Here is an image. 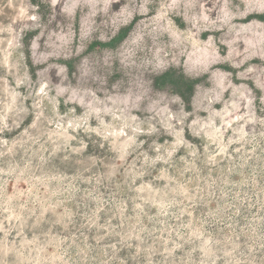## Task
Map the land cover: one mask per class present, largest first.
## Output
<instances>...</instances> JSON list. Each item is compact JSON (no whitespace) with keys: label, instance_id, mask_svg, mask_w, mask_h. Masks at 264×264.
<instances>
[{"label":"rangeland","instance_id":"rangeland-1","mask_svg":"<svg viewBox=\"0 0 264 264\" xmlns=\"http://www.w3.org/2000/svg\"><path fill=\"white\" fill-rule=\"evenodd\" d=\"M0 264H264V0H0Z\"/></svg>","mask_w":264,"mask_h":264},{"label":"trees","instance_id":"trees-1","mask_svg":"<svg viewBox=\"0 0 264 264\" xmlns=\"http://www.w3.org/2000/svg\"><path fill=\"white\" fill-rule=\"evenodd\" d=\"M37 253V251H35V254Z\"/></svg>","mask_w":264,"mask_h":264}]
</instances>
